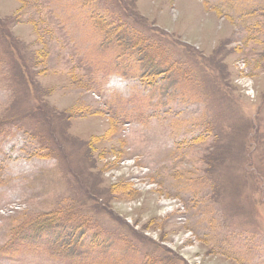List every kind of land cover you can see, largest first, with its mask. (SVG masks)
Wrapping results in <instances>:
<instances>
[{
    "label": "rangeland",
    "instance_id": "1",
    "mask_svg": "<svg viewBox=\"0 0 264 264\" xmlns=\"http://www.w3.org/2000/svg\"><path fill=\"white\" fill-rule=\"evenodd\" d=\"M0 264H264V0H0Z\"/></svg>",
    "mask_w": 264,
    "mask_h": 264
},
{
    "label": "trees",
    "instance_id": "2",
    "mask_svg": "<svg viewBox=\"0 0 264 264\" xmlns=\"http://www.w3.org/2000/svg\"><path fill=\"white\" fill-rule=\"evenodd\" d=\"M99 21H97V26L98 29L100 28L99 32L103 35V34H107L108 36H105V42H107L109 45H114L116 43L119 42V39L117 37L121 26H113V23L109 22L107 19V15L103 16L100 15L99 17ZM108 23V26L110 27L112 24V29L108 30V27L106 26ZM117 38V39H115ZM102 39V38H101ZM124 42V41H122ZM121 44V43H120ZM137 46L141 44H136ZM135 45H133L134 47ZM153 70V68H152ZM148 77V75H146L145 73L142 75L143 80L148 83L149 81H151L154 77V80L158 78V76H156L155 74H152L150 77V79H146ZM55 217H57L55 215ZM32 226L33 228L37 229V232L39 233H45L48 231H51L52 229L55 228V223H54V214L49 213V214H45L42 216V218L39 220V218L35 219L34 221H32Z\"/></svg>",
    "mask_w": 264,
    "mask_h": 264
}]
</instances>
